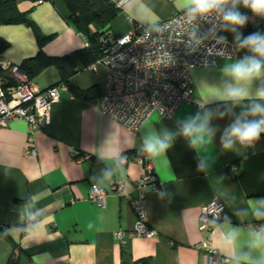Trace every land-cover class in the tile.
I'll return each mask as SVG.
<instances>
[{
	"label": "crops",
	"instance_id": "0c3cea01",
	"mask_svg": "<svg viewBox=\"0 0 264 264\" xmlns=\"http://www.w3.org/2000/svg\"><path fill=\"white\" fill-rule=\"evenodd\" d=\"M18 9L28 12L43 35L51 38L42 46L46 55L60 57L86 46V37L70 23L63 0H23ZM237 9L252 14L242 4ZM182 11V0H130L109 25L110 33L126 35L131 19L151 25ZM100 30L98 25L91 26L92 32ZM257 32L264 35V20L235 31L224 27L221 35L236 43L237 34L243 39ZM0 36L10 42L0 54V63L6 66H19L40 51L35 32L25 24L0 25ZM238 51L237 58L219 59L217 67L192 68L191 89L198 104H182L172 119L154 113L138 133L100 111L98 99L106 91L107 68L98 62L57 85L59 101L52 106L48 125L30 131L29 123L18 119L1 127L0 227L7 229L17 247L13 249L0 237V264H7L13 252L18 264H203L205 252L197 246L207 236L200 229L202 211L212 201L224 206L228 218L213 229L211 246L234 264L243 253L258 256L248 247V234L251 228L264 225V219H256L248 209L249 200L264 199V134L252 147L236 144L225 150L221 145L224 129L243 110L223 95L225 84L231 82L223 67L251 55L247 49L238 47ZM41 74L34 80L41 89L60 80L54 66ZM261 87L264 77L249 86L245 106ZM74 89H95L96 96L81 98ZM197 113L201 117L208 113V126L216 131L210 142L194 148L181 128ZM153 132L174 136L171 147L158 156L143 151L144 138ZM28 148L36 149V155L28 154ZM74 151L89 158L77 161ZM125 154L134 157L127 165L120 162ZM141 154L152 162L163 188L147 198L149 224L159 236L120 241L114 234L135 222L127 198L109 192L97 204L89 193L96 183L109 188L111 181L128 177L125 193L135 195L134 183L144 169L134 159ZM232 165L237 176L230 172ZM233 229L239 236L229 244L228 233Z\"/></svg>",
	"mask_w": 264,
	"mask_h": 264
},
{
	"label": "built area",
	"instance_id": "2783aa9c",
	"mask_svg": "<svg viewBox=\"0 0 264 264\" xmlns=\"http://www.w3.org/2000/svg\"><path fill=\"white\" fill-rule=\"evenodd\" d=\"M128 1L113 0L121 9ZM244 14L248 17L246 27H251L257 19L264 20V17L247 12ZM223 28L220 17L215 13L190 20L182 11L151 25L131 19L129 32L120 37L112 35L105 57L98 61L107 68L106 91L98 99L100 111L124 128L138 133L154 113L162 119H172L182 104L197 105L191 89V69L214 68L219 59L239 56L234 41L225 37L221 39ZM0 68L9 72L15 81L6 86L0 73V128L18 119L27 121L30 131L48 125L52 106L59 101L60 87L39 88L35 81L20 72L17 65L0 63ZM61 86L67 88L65 84ZM27 152L36 155L34 148H28ZM74 157L82 161L89 155L74 151ZM131 159L125 154L120 162L127 165ZM134 160L144 169V174L134 183L135 195L125 193V186L130 181L128 177L111 181L109 188L96 183L89 193V199L97 204H102L109 192L127 198L135 222L132 228L114 234L120 241L159 236L149 224L147 198L149 193H162L163 188L152 162L145 154ZM230 172L237 176V167L230 166ZM33 218L28 216L29 221ZM227 218L224 206L216 201L204 207L200 229L207 236L197 246L205 252L203 264H234L222 257L210 242L215 226Z\"/></svg>",
	"mask_w": 264,
	"mask_h": 264
},
{
	"label": "clouds",
	"instance_id": "9594fccd",
	"mask_svg": "<svg viewBox=\"0 0 264 264\" xmlns=\"http://www.w3.org/2000/svg\"><path fill=\"white\" fill-rule=\"evenodd\" d=\"M242 4L253 15L264 17V0H182V8L190 20L217 14L225 30L244 27L248 17L237 9ZM224 39V37H221ZM236 43L240 49H247L251 55L226 64L222 72L229 78L223 88L225 100L231 101L233 106L240 105L242 111L235 116L233 121L224 129L221 145L225 150H232L236 144L242 147L252 146L264 134V87L257 89L255 99L246 106L244 101L249 99V86L253 81L264 77V35L250 34L241 39L236 35ZM209 114L203 117L199 113L183 122L181 134L190 146L199 148L200 145L210 142L215 128L208 126ZM173 134L165 133L163 137L150 133L144 138L143 151L149 156H158L165 153L172 144ZM201 168L204 162H201ZM256 219H264V199L249 200V209ZM244 210V211H248ZM248 247L257 252L253 257L250 252L235 257L237 264H264V225L251 228L249 231ZM239 232L233 229L228 233L227 241L234 244Z\"/></svg>",
	"mask_w": 264,
	"mask_h": 264
},
{
	"label": "trees",
	"instance_id": "16d2710c",
	"mask_svg": "<svg viewBox=\"0 0 264 264\" xmlns=\"http://www.w3.org/2000/svg\"><path fill=\"white\" fill-rule=\"evenodd\" d=\"M23 0H0V25L25 24L33 29L40 43V51L32 57L26 58L18 66L19 69L30 79L35 80L36 76L50 66L57 68L60 80L50 86L54 87L60 83H67L71 76L97 63L106 55V49L110 44L109 25L121 11L113 0H63L70 12V23L73 27L86 37L89 45L64 56H48L44 53L42 46L51 38L44 36L38 25L30 18L28 12L18 9V3ZM34 2L47 0H32ZM92 25H98L100 31H91ZM10 46V42L0 36V54ZM0 73L5 79L6 86L12 85L15 81L9 76V72L0 68ZM74 92L78 97L90 98L96 96L95 89L89 91ZM130 158H134L130 155ZM0 237L9 243L13 249L17 245L7 229L0 227ZM18 257L12 253L7 264H18Z\"/></svg>",
	"mask_w": 264,
	"mask_h": 264
},
{
	"label": "rangeland",
	"instance_id": "374dc122",
	"mask_svg": "<svg viewBox=\"0 0 264 264\" xmlns=\"http://www.w3.org/2000/svg\"><path fill=\"white\" fill-rule=\"evenodd\" d=\"M41 75H42V74H39L38 76H36V78H35V79H36V80H37V79H39V77H40Z\"/></svg>",
	"mask_w": 264,
	"mask_h": 264
},
{
	"label": "water",
	"instance_id": "95a60500",
	"mask_svg": "<svg viewBox=\"0 0 264 264\" xmlns=\"http://www.w3.org/2000/svg\"><path fill=\"white\" fill-rule=\"evenodd\" d=\"M20 72H22V71H20Z\"/></svg>",
	"mask_w": 264,
	"mask_h": 264
}]
</instances>
